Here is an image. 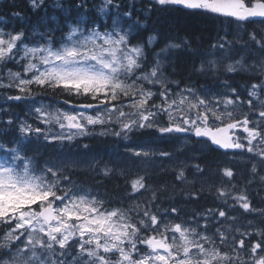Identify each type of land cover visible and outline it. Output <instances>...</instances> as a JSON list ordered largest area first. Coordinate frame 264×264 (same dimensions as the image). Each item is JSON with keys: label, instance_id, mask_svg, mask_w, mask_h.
<instances>
[{"label": "snow or ice", "instance_id": "obj_1", "mask_svg": "<svg viewBox=\"0 0 264 264\" xmlns=\"http://www.w3.org/2000/svg\"><path fill=\"white\" fill-rule=\"evenodd\" d=\"M155 3L237 22L264 18V0ZM30 4L38 9L45 0H30ZM121 6L120 0H101L96 6V12L111 19L110 25L77 20L68 23L66 30L50 28L29 42L24 31L0 30V88L20 93L7 96L8 100L32 98L30 114L24 119L3 121L14 127L16 135L0 139V264H264V224L237 226L238 217L229 211H256L247 194L252 180L238 191L233 183L236 173L230 167L218 170L227 179L215 190L217 206L179 219L180 208L163 206L166 187L151 186L147 174L121 169L125 191L113 200L78 186L65 162L46 160L41 165L36 156L29 155L30 144L69 143L90 135L96 127L102 129L100 135L118 138L137 129L155 128L162 136L207 138L219 149L252 154L259 164V168L251 164L253 178L264 170V60L247 64L241 58L225 65L226 73H253L254 82L245 86L244 95L227 81L222 85L225 91L218 93H204L193 86L180 88L179 81H170L165 74L169 50L180 45L166 44L153 52L149 65L147 48L156 38L150 36L146 44L132 43L133 28L139 22L128 23L134 11L121 15ZM70 11L87 16V0H79ZM232 43L225 36L212 47L225 53L231 51ZM249 45L264 54V33H249L243 47ZM8 63L20 70L7 69L5 78L3 69ZM207 63L208 71L218 70L216 60ZM200 71H205L203 63ZM33 86L90 102L65 100L71 110L37 105ZM237 109H244L239 117L234 115ZM129 151L137 159L153 154L142 148ZM195 167L198 174H204L199 165ZM97 171L103 177L117 174L115 166ZM260 180L264 183V176ZM175 181L187 182L183 168L176 172ZM200 196L199 191L188 193L189 199ZM259 214L264 216V210Z\"/></svg>", "mask_w": 264, "mask_h": 264}, {"label": "trees", "instance_id": "obj_2", "mask_svg": "<svg viewBox=\"0 0 264 264\" xmlns=\"http://www.w3.org/2000/svg\"><path fill=\"white\" fill-rule=\"evenodd\" d=\"M53 0H45L43 7L33 9L29 0H0V28L6 31H24L27 36L36 35L39 32H46L48 29L65 28L70 22L74 23L79 20L83 14L75 15L74 5L79 0H62L63 8H58L53 4ZM101 3V0H87L88 14L84 16L88 21L96 20L103 24V17L96 12L95 8ZM120 13L125 11H134L131 20L139 22V27L134 28L132 43L143 42L148 34L157 36V43L153 48L148 47V64L152 62L153 52L163 48L166 44H179L180 47L169 50L166 61V76L170 81H179L180 88L186 86H213L219 81H227L233 87L238 88L241 95L245 93V86L251 82L252 74L249 73H227L220 77L218 74L211 72H201V64L208 57L209 53L215 48L221 37H227V40L233 42L231 53L235 58H244L250 60L260 58L264 60V54L249 45L243 47L248 41V34L252 32L264 33L263 29L258 27V21L237 22L231 18L221 17L216 14L206 13L201 10H190L172 5H158L150 0H120ZM147 9H151L147 11ZM15 13H20L16 16ZM116 11L112 10L113 17ZM69 16H75L72 21L68 20ZM107 24H111V19L106 17ZM127 19V18H126ZM60 35L59 32L56 33ZM238 53V54H237ZM8 66L16 67L14 63H8ZM175 89V83L172 84ZM33 92L39 93L46 99L53 101L70 100L75 103H88L87 98L68 96L59 91L51 90L42 92L33 86ZM18 93V92H14ZM27 99L20 101L0 102V139L8 140L16 135L14 127L9 128L3 123L9 117H22L27 111ZM100 127L92 130L90 135L83 138H76L69 143L44 145L30 144L27 146L29 155L37 157L39 163L43 165L44 161L51 160L53 162L63 161L71 163V159H79L82 155L89 153L97 158L98 169L103 164L109 167L115 166L117 174L112 177H103L95 174L96 171L89 172L79 168H73L71 164L69 171L72 179L76 180L82 187H90L97 190L102 196L116 200L120 195L124 194V180L120 178L121 169L125 171L131 170L132 173L137 171L140 174L148 175V183L153 187L167 189L166 196L162 197L163 206L168 207L169 204L180 206L182 209L179 219H188L193 213H199L201 209L209 206H217L218 201L214 199L215 188L220 184L217 177L220 175L218 170L225 167L242 169V173L249 176L251 164L244 160H239L237 155L222 153L214 147L208 145L206 153L191 158V151H198V143L200 140L191 136L189 141L184 145L178 144L180 137L176 133L170 135H161L155 128L142 129L130 134L131 145L138 148L142 145H149L150 152L153 153L149 158H134L123 154L121 139L122 137L101 136L99 135ZM102 130V129H101ZM7 133V135H4ZM87 145V147H85ZM197 148V150H195ZM38 149V150H37ZM118 153H114V152ZM161 152H168L169 157H161ZM126 157L124 163L121 161L116 163L114 158ZM178 158L181 164L175 167L171 166L170 159ZM91 159V158H90ZM228 159L227 166L218 164V160ZM158 161V162H157ZM213 162V164H212ZM216 163V164H214ZM196 165L204 169V174L200 175L196 172ZM216 167V168H214ZM183 168L187 177L184 185H179L175 181L176 172ZM259 168V165H258ZM211 171L213 176L210 177L213 188L203 189L198 185L201 177L208 176ZM208 172V173H207ZM235 176L233 181L237 186V190L244 189L248 180L252 183L247 186V194L249 199L255 196L261 198L258 208H264V183L261 182L260 176H264V170L259 175L247 179ZM216 180L217 182L213 181ZM227 178H224L226 181ZM241 185V188H239ZM201 192L199 199H189L188 193ZM235 215V212H231ZM261 226L264 224V217L257 221Z\"/></svg>", "mask_w": 264, "mask_h": 264}, {"label": "rangeland", "instance_id": "obj_3", "mask_svg": "<svg viewBox=\"0 0 264 264\" xmlns=\"http://www.w3.org/2000/svg\"><path fill=\"white\" fill-rule=\"evenodd\" d=\"M52 2H53L54 5H57V3H60L61 4L62 3V0H53ZM246 2H247V0H246ZM114 11H116V9H114ZM101 16L103 17L102 18L103 19V22L102 23H107L106 17L103 16V15H101ZM79 20H88V19L86 17L82 16ZM125 20H126V18H125ZM132 22H136V21L135 20L128 21V23H132ZM122 23H124V21H122ZM124 26L127 27L128 25L125 24ZM258 27L262 28L263 31H264V21L259 22ZM0 30L6 31L5 29H2V28H0ZM133 30H134V28H133ZM6 32H9V31H6ZM40 33L41 32L37 33L34 36L33 35L27 36L28 39H27L26 42H29V41H32V40H38ZM213 53H215V55H213ZM225 57H229V58H225ZM238 59H241V58H235V57H233V54L231 52H227L226 51L225 53H220L219 50L214 49L213 51H211L209 53V57L204 62H202L205 65V71L204 72H211V73H214V74H218L220 77H223V75L227 74L225 72V70H224L225 69V65L228 64V63H232L234 60H238ZM209 60H216L217 61L216 69H218V70H213V71H208L207 70L209 67H211L207 63ZM260 60L261 59L257 57V59L256 58H253V59H250V60H246V62H247V64H254V63H256L257 61H260ZM7 69H11L13 72L20 70L18 65H16V67H14V66H8V64H7V67L5 69H3V75H4L5 78L7 76ZM258 70L259 69H258V65H257V71ZM241 72H243V73H249V74H252L253 75V73H251L250 71H241ZM223 83H224V81H219L217 85H213V86H202V87H197V86H193V85H191V86H193L195 89H197V90H199L201 92H204V93H209V92H211V93H218V92L225 91V89L222 87ZM173 90L175 91L177 89L175 88ZM14 92H17L14 88L11 89V90L5 89V88H0V102L15 101V100H8L7 99V96H15V95H19L20 94V93H17L16 94ZM33 94H34L35 99L37 101V105L44 104V105L50 106L51 108H61V109L71 110L67 105L64 106V105L60 104L57 101H51L50 99H46L45 97H43L39 93L33 92ZM25 99H27V101H28V103H27V111H26V114L24 116L19 117L20 119H24L27 115H29L30 114V110L32 108V98L29 97V98H25ZM243 111H244V109H237V111L234 113V115L237 116V117H239L240 114ZM161 119H162V121H165L166 122V119L167 118L166 117H163ZM92 130H91V133H92ZM139 130H142V129H137V130H134L133 132H136V131H139ZM100 132H101V129H99V133ZM131 133L132 132L128 133V135H127L126 138L122 137V139H121L123 154H125L127 156H131V152L129 151V149H141L142 148V149H144L146 151H150V147L147 144L146 145H142V146H140L138 148H136L133 145H131V142H130V134ZM177 135L180 136L178 138V144L180 146H184L189 141V139L191 138V136H186L184 134H177ZM104 136H106V135H104ZM109 136H111V135L109 134ZM77 138H83V137H77ZM208 145H209L208 142L200 140L199 143H198V151H191L189 156L191 158H193L194 156H197V155L206 153L205 151H207ZM195 150H197V148ZM114 153H118V152L115 151ZM237 157H238L239 160H244L246 162H249L250 164L257 163V165H259L258 164V159L252 157V154L243 152V153L238 154ZM95 158H97V157H95V156L90 155L89 153H87V154L82 155L77 160L76 159H74V160L71 159V163H66V164H71L73 168H79V169H82V170H88L89 172L96 171L95 174H97V172H98L97 171L98 165H97V160ZM114 160L116 161L117 164H119L121 161L124 163V161H126V157L120 158V157L116 156L114 158ZM73 162H75V166L73 165ZM170 162H171V166L172 167H175V166L181 164V160L178 159V158H171L170 159ZM217 162H218V164H223V165L227 166L228 159L218 160ZM55 163H59V162L55 161ZM212 164H213V162H212ZM214 164H216V163H214ZM105 165L106 164H103L102 166H100L99 169H102ZM214 168H216V167H214ZM233 171L236 173L237 179H239V178L241 179L242 175L244 174V173H242V169L234 168ZM208 172H209L208 176L201 177L197 181L200 188L208 189V188H213L215 186L214 183H212V180L210 179V177H212L213 174H212L211 171H208ZM214 176H213V178H214ZM217 179H218V183L221 186L222 181H224V178H222L221 175H219L217 177ZM73 181L78 186L82 187L76 180L73 179ZM213 181L217 182L214 179H213ZM220 186L217 185L216 187H220ZM86 188H88L90 191L98 192L97 190H95L93 188H90V187H86ZM239 188H241V185H239ZM252 207H253V209H255L254 206H252ZM261 210H264V208L260 207L258 209L259 212ZM254 213H255V211L250 212V213H245V214H252L253 215ZM262 217H264V216H262V215L260 216V214H259V215L256 216V218H251V217L241 218L240 219V222L239 221L237 222V226L251 223V224L259 227L258 224H257V219L258 218H262ZM212 230H213V226L210 224L209 225V231L211 232Z\"/></svg>", "mask_w": 264, "mask_h": 264}, {"label": "flooded vegetation", "instance_id": "obj_4", "mask_svg": "<svg viewBox=\"0 0 264 264\" xmlns=\"http://www.w3.org/2000/svg\"><path fill=\"white\" fill-rule=\"evenodd\" d=\"M239 153H241V152H239ZM229 154L230 155H234L232 152H229ZM246 176V174H243L242 175V177L241 178H244ZM246 178L247 179H249V178H252L250 175L249 176H246ZM250 201H251V204H252V206H254L255 207V209H256V211H255V213L252 215V214H245V213H243V210H237V211H235V215L234 216H236V217H238V221L240 222V219L241 218H245V217H252V218H256V216L257 215H259V211H258V205H256V204H259V202H260V200H261V198H259L258 196L256 197L255 196V198H253V199H249ZM259 201V202H258ZM176 206V205H175ZM178 208H180V209H182L179 205L177 206ZM216 206H209V207H207V208H203V209H201L200 210V212L199 213H202V212H204V210L205 209H208V208H215ZM255 214H256V216H255ZM242 256H243V254H241ZM245 258H247V257H245Z\"/></svg>", "mask_w": 264, "mask_h": 264}, {"label": "water", "instance_id": "obj_5", "mask_svg": "<svg viewBox=\"0 0 264 264\" xmlns=\"http://www.w3.org/2000/svg\"><path fill=\"white\" fill-rule=\"evenodd\" d=\"M151 1H155V0H151ZM174 6H177V7H183V6H179V5H174ZM183 8H184V7H183ZM250 20H264V18H259V17H257V18H252V19H250ZM73 104H78V103H73ZM195 138H196V137H195ZM196 139L207 140V138H196ZM207 141L211 144V142H210L209 140H207ZM211 146L214 147V148L217 149V150L224 151V152L238 151V150H227V151H225V150L219 149L217 146H215V145H213V144H211Z\"/></svg>", "mask_w": 264, "mask_h": 264}, {"label": "bare ground", "instance_id": "obj_6", "mask_svg": "<svg viewBox=\"0 0 264 264\" xmlns=\"http://www.w3.org/2000/svg\"><path fill=\"white\" fill-rule=\"evenodd\" d=\"M86 158V157H85Z\"/></svg>", "mask_w": 264, "mask_h": 264}]
</instances>
